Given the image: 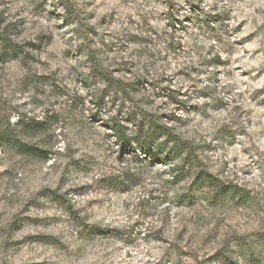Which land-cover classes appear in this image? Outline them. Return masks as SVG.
<instances>
[{"label": "rangeland", "instance_id": "374dc122", "mask_svg": "<svg viewBox=\"0 0 264 264\" xmlns=\"http://www.w3.org/2000/svg\"><path fill=\"white\" fill-rule=\"evenodd\" d=\"M0 264H264V0H0Z\"/></svg>", "mask_w": 264, "mask_h": 264}, {"label": "trees", "instance_id": "16d2710c", "mask_svg": "<svg viewBox=\"0 0 264 264\" xmlns=\"http://www.w3.org/2000/svg\"><path fill=\"white\" fill-rule=\"evenodd\" d=\"M221 18V15H216L211 18V22L213 24H220L222 22ZM83 82L85 86L88 87L87 77L83 78ZM101 101L102 99L100 97L97 98V102L100 103ZM122 112L123 111H119L121 115H124ZM108 118L109 120L107 122L109 123L105 126L112 132L120 149L133 152L135 147H137L138 150L147 157V161L156 160L162 164L171 162L176 163L177 165H174L172 169H170L172 181H178L180 178L190 174V169L193 167L195 157L190 155V150L187 146L179 142V139H177L175 135H172L168 128L158 126L151 120L147 123L140 124L135 131H132L127 125L121 124V121L125 120L128 125L134 126V119L131 115L127 114L124 119L120 115L118 117L110 116ZM146 127L147 131H144ZM129 132H132V134L130 135ZM160 139H162V141H158ZM15 147L21 153L34 154L33 152H35L33 148L26 147L25 145L17 144ZM159 156H162V158L159 159ZM209 180L210 177L208 175H199L195 183L191 184V187L198 185L200 181L209 183ZM226 194H230L229 189L224 192V195ZM187 200L190 201V198Z\"/></svg>", "mask_w": 264, "mask_h": 264}]
</instances>
